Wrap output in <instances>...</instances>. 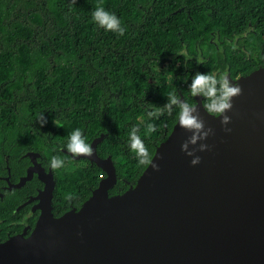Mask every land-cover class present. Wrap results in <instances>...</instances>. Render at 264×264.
I'll list each match as a JSON object with an SVG mask.
<instances>
[{"label": "trees", "instance_id": "1", "mask_svg": "<svg viewBox=\"0 0 264 264\" xmlns=\"http://www.w3.org/2000/svg\"><path fill=\"white\" fill-rule=\"evenodd\" d=\"M96 7L115 12L124 34L98 27L92 19ZM161 16L160 0H0V123L15 128L18 116L34 124L42 115L46 124L53 123L58 142L68 141L75 128L88 144L106 135L96 153L114 164L117 182L109 195L123 193L145 169L127 147L128 134L135 126L153 154L177 120L178 110L169 114L164 108L170 92L194 103L187 86L191 74H215L227 65L236 79L264 67L261 61L250 66L230 50L204 44L193 49L195 33L180 35L189 42L183 49L179 37L163 30L165 23H153ZM164 56L175 57L172 66L162 62ZM23 130L27 141L30 129ZM100 175L90 164L71 178L59 177L54 196L63 207L57 213L70 203L80 206Z\"/></svg>", "mask_w": 264, "mask_h": 264}, {"label": "water", "instance_id": "2", "mask_svg": "<svg viewBox=\"0 0 264 264\" xmlns=\"http://www.w3.org/2000/svg\"><path fill=\"white\" fill-rule=\"evenodd\" d=\"M231 80L241 94L227 113L230 132L194 98L214 130L197 165L180 148L191 133L175 122L153 152L159 170L145 167L109 195L117 177L111 157L96 153L100 134L83 156L103 173L97 187L58 218L42 209L28 238L0 243V264H264V67ZM52 190L53 180L44 193Z\"/></svg>", "mask_w": 264, "mask_h": 264}, {"label": "flooded vegetation", "instance_id": "3", "mask_svg": "<svg viewBox=\"0 0 264 264\" xmlns=\"http://www.w3.org/2000/svg\"><path fill=\"white\" fill-rule=\"evenodd\" d=\"M160 8L162 16L158 18L161 20H152L153 23L156 26L165 23L163 30L179 37L183 49L189 42L184 43L180 35L195 33L197 37L190 38L193 49H201L204 44V49L239 53V59L250 66L259 67V61L264 65V0H160ZM174 59L164 56L162 62L172 66ZM215 74L218 78L228 76L231 79L227 65ZM1 102L4 106L10 105L7 101ZM11 109L18 115L14 106ZM39 117L35 118L34 124H25L23 117L18 116L15 128L13 123H0V243L15 237L28 238L42 209L46 210L48 205L54 218L79 206L70 203L67 210L57 213L58 207L63 206L61 199L54 196L56 182L59 177L71 178L74 171L85 169L90 163L84 155L74 157L68 153L65 149L67 141L55 140L53 123L41 125ZM25 126L30 129L27 141L23 138ZM53 155L64 161L62 168L49 167ZM27 176L30 179L24 181ZM102 176L103 173L100 178ZM51 180L53 190L49 196L44 189Z\"/></svg>", "mask_w": 264, "mask_h": 264}, {"label": "clouds", "instance_id": "4", "mask_svg": "<svg viewBox=\"0 0 264 264\" xmlns=\"http://www.w3.org/2000/svg\"><path fill=\"white\" fill-rule=\"evenodd\" d=\"M92 19L98 27L106 32L111 31L117 35H123L125 32L117 14L106 10L104 7H96L92 11ZM187 86L193 98L197 96L201 98L199 107H202L207 115L219 118L220 125L226 132H230L231 129L226 126L230 123L231 117L227 113L233 107V98L241 94L239 83L232 81L228 76L218 78L214 73L197 71L191 74L190 82H187ZM164 108L169 114L178 110L177 125L191 133L181 143V151L191 157V165H197L200 162V156L195 155V153L197 151L204 152L210 148V145L204 143V141L214 134V130L205 126V121L198 111L197 103H189L170 92ZM38 121L41 125L45 123L42 115L38 118ZM152 130H154L153 127L149 125V131ZM190 145L193 147H190ZM127 147L135 153V158L139 165L151 166L154 171L159 170V166L153 162V154L145 147L144 141L138 135V129L135 126L131 128L128 134ZM65 149L68 153L73 154L74 157L79 155L90 156L92 154V147L85 141L84 134L79 128L73 129L70 133ZM63 165L64 161L56 155H53L49 161L51 169L62 168Z\"/></svg>", "mask_w": 264, "mask_h": 264}, {"label": "rangeland", "instance_id": "5", "mask_svg": "<svg viewBox=\"0 0 264 264\" xmlns=\"http://www.w3.org/2000/svg\"><path fill=\"white\" fill-rule=\"evenodd\" d=\"M73 168H74V167H71L70 170H73ZM70 170H69V171H70Z\"/></svg>", "mask_w": 264, "mask_h": 264}]
</instances>
